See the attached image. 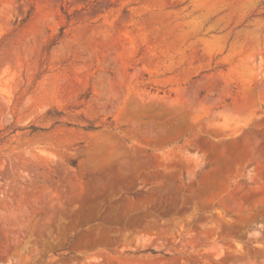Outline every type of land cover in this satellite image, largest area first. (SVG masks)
<instances>
[{"label": "rangeland", "instance_id": "1", "mask_svg": "<svg viewBox=\"0 0 264 264\" xmlns=\"http://www.w3.org/2000/svg\"><path fill=\"white\" fill-rule=\"evenodd\" d=\"M0 264H264V0H0Z\"/></svg>", "mask_w": 264, "mask_h": 264}]
</instances>
